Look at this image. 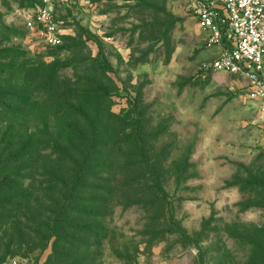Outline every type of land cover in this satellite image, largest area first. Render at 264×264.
I'll use <instances>...</instances> for the list:
<instances>
[{
  "label": "rangeland",
  "instance_id": "rangeland-1",
  "mask_svg": "<svg viewBox=\"0 0 264 264\" xmlns=\"http://www.w3.org/2000/svg\"><path fill=\"white\" fill-rule=\"evenodd\" d=\"M38 3L0 0V264H264V118L192 0L61 7L58 46Z\"/></svg>",
  "mask_w": 264,
  "mask_h": 264
},
{
  "label": "built area",
  "instance_id": "built-area-1",
  "mask_svg": "<svg viewBox=\"0 0 264 264\" xmlns=\"http://www.w3.org/2000/svg\"><path fill=\"white\" fill-rule=\"evenodd\" d=\"M89 0H39L29 28L45 46L63 42L59 8ZM192 10L207 32L206 45L217 55L207 69L236 74L249 82V96L264 118V0H192ZM10 264H24L17 258Z\"/></svg>",
  "mask_w": 264,
  "mask_h": 264
},
{
  "label": "trees",
  "instance_id": "trees-1",
  "mask_svg": "<svg viewBox=\"0 0 264 264\" xmlns=\"http://www.w3.org/2000/svg\"><path fill=\"white\" fill-rule=\"evenodd\" d=\"M103 59H104V66L105 67H107V66H109L110 64H109V62H108V60H106V57L105 56H103ZM70 127V129H71V131H72V133H74V134H82V129H81V127L80 126H78V125H76V124H74V125H70L69 126ZM56 153V152H55ZM58 153V152H57ZM74 162V165L77 167V168H79V163H78V161H73ZM84 168V167H83ZM82 168V169H83ZM84 172H85V170H84ZM80 173H82V170L80 171ZM78 195V194H77ZM74 197H75V191L74 190H71V192H70V197H69V201L70 202H73V200H74ZM78 197V196H77ZM71 199V200H70ZM59 224V223H58Z\"/></svg>",
  "mask_w": 264,
  "mask_h": 264
}]
</instances>
